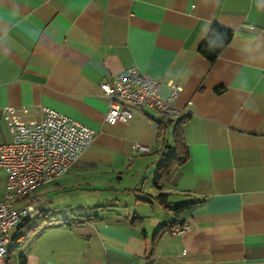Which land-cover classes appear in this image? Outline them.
I'll return each instance as SVG.
<instances>
[{
    "label": "crops",
    "instance_id": "crops-1",
    "mask_svg": "<svg viewBox=\"0 0 264 264\" xmlns=\"http://www.w3.org/2000/svg\"><path fill=\"white\" fill-rule=\"evenodd\" d=\"M214 25L232 38L210 62ZM132 67L164 97L177 83L190 113L189 159L159 188L144 176L174 152L179 120L161 128L130 105L128 122H104L101 84ZM40 108L97 137L38 190L47 203L10 233L14 264H264V0H0V145L13 140L5 109L24 122ZM135 144L147 153L129 162Z\"/></svg>",
    "mask_w": 264,
    "mask_h": 264
},
{
    "label": "built area",
    "instance_id": "built-area-1",
    "mask_svg": "<svg viewBox=\"0 0 264 264\" xmlns=\"http://www.w3.org/2000/svg\"><path fill=\"white\" fill-rule=\"evenodd\" d=\"M162 81L143 73L138 67L129 68L113 79L101 84L102 95L108 100L104 122L115 125L128 122L133 112L128 106L154 110L160 119L176 121L190 113L175 107L180 87L168 84L169 94H161ZM16 110L5 109L3 113L10 122L13 136L11 142L0 145V168L6 174V189L0 201V264H9L10 233L22 219L29 218L47 199L36 195L43 186L66 175L81 154L96 140L97 133L74 118L51 110H36L33 121H10ZM21 112V111H20ZM147 149L139 144L133 146L132 162L136 154ZM186 226L173 229L174 234L183 233Z\"/></svg>",
    "mask_w": 264,
    "mask_h": 264
},
{
    "label": "trees",
    "instance_id": "trees-1",
    "mask_svg": "<svg viewBox=\"0 0 264 264\" xmlns=\"http://www.w3.org/2000/svg\"><path fill=\"white\" fill-rule=\"evenodd\" d=\"M232 38V32L220 27L219 25H214L208 37L202 44L200 48V54L205 57L210 62H214L223 49L229 44ZM161 128L162 126L172 123V121H166L161 119ZM184 119H181L177 122L176 129L174 130L173 140H174V152L170 156L164 157L158 163V175L155 179V186L160 187V182L167 177L171 171L178 166L184 165L189 159V152L187 146L184 142V136L181 130V125L183 124ZM167 195L161 194L159 200L165 203V198ZM182 207L176 208L175 211L179 212ZM13 250H10L9 264L11 263V254ZM26 260L24 257L21 258V264H25Z\"/></svg>",
    "mask_w": 264,
    "mask_h": 264
},
{
    "label": "rangeland",
    "instance_id": "rangeland-1",
    "mask_svg": "<svg viewBox=\"0 0 264 264\" xmlns=\"http://www.w3.org/2000/svg\"><path fill=\"white\" fill-rule=\"evenodd\" d=\"M160 161V160H159ZM158 161V163H159ZM158 163L155 165V167H153L155 170H158L157 166H158ZM158 175V171L157 172H153L151 173V171H149L145 176H144V179H145V182H147V185H152L154 180L156 179ZM5 185H6V174L4 172L3 169L0 168V200L2 199L3 197V194H4V191H5ZM177 207H172V209H176ZM171 216H172V213H169ZM31 217H33L34 219H36L37 217V214L34 213L31 215ZM15 259H17V254L15 255V258L12 259L11 263L10 264H14V261Z\"/></svg>",
    "mask_w": 264,
    "mask_h": 264
}]
</instances>
